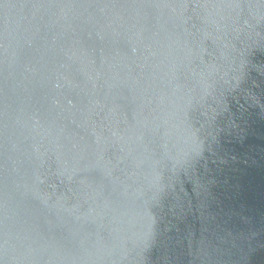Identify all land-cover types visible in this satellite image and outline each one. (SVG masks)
Instances as JSON below:
<instances>
[{"label": "water", "instance_id": "obj_1", "mask_svg": "<svg viewBox=\"0 0 264 264\" xmlns=\"http://www.w3.org/2000/svg\"><path fill=\"white\" fill-rule=\"evenodd\" d=\"M0 264H264V0H0Z\"/></svg>", "mask_w": 264, "mask_h": 264}]
</instances>
